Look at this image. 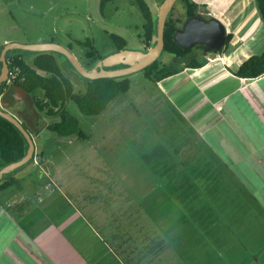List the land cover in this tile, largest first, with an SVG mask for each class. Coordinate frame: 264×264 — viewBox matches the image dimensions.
<instances>
[{
  "label": "rangeland",
  "instance_id": "374dc122",
  "mask_svg": "<svg viewBox=\"0 0 264 264\" xmlns=\"http://www.w3.org/2000/svg\"><path fill=\"white\" fill-rule=\"evenodd\" d=\"M145 1L156 15L161 2ZM195 1L202 14L232 20V41L221 52L210 54L217 61L198 71L199 78L217 71L215 79L196 87L182 80L183 76L173 77L167 82L166 97L145 87L154 82L140 70L128 75L130 90L119 94L99 115H86L69 100L65 109L78 120L80 130L87 136L85 140L44 128L58 116L21 112L17 104L8 110L26 120L34 137L39 133L34 138L37 147L54 158L59 155L63 161L58 162L64 169L88 167L91 155L95 162L105 159L118 172H146L149 176L145 179L149 181L154 177L166 180L164 175L170 167L178 170V184L189 188L178 193V208L191 219L202 221L209 243L218 245L216 235L224 236L220 241L225 250L235 248L242 254L255 251L256 258L263 261L259 253L264 251V77L242 83L222 68L234 73L242 61L264 52V23L254 0ZM184 12L177 2L174 17L182 19ZM144 23L135 0H107L104 4L102 0H0V48L10 43L55 42L88 67L86 54L90 50L100 56L116 50L113 34L125 40L126 49L146 48L142 47ZM88 41L90 44H86ZM56 56L75 91L85 92L84 78L63 55ZM160 58L162 62H172L169 54L163 53ZM24 100L28 109L32 108V99L27 96ZM206 128V135L201 136L199 133ZM140 138L143 142H136ZM130 153H136V157L141 154L134 161L136 157ZM73 154L78 157L75 161ZM124 156L131 158L123 159ZM36 160L41 162L39 151ZM34 179L38 184L37 175ZM5 215L0 208V264L46 261L29 237L23 233L15 237L14 225ZM238 259L228 258L230 263ZM247 259L240 256L242 262Z\"/></svg>",
  "mask_w": 264,
  "mask_h": 264
},
{
  "label": "crops",
  "instance_id": "0c3cea01",
  "mask_svg": "<svg viewBox=\"0 0 264 264\" xmlns=\"http://www.w3.org/2000/svg\"><path fill=\"white\" fill-rule=\"evenodd\" d=\"M220 19L231 33L232 20ZM35 57L31 55L25 59L32 62ZM214 62L208 61L198 69L185 68L162 81L144 85L166 97L167 82L173 77L183 76L182 80L199 87L219 74L215 71L199 78L198 71ZM222 71L234 75L225 66ZM237 78L242 83L249 80ZM10 95L9 101L15 97ZM28 105L22 100L16 107L23 112ZM215 105L220 108L219 104ZM48 124H44L45 129ZM207 130L199 134L204 136ZM38 135L36 133L33 138L36 140ZM86 138L84 134L77 139ZM143 140L140 138L136 142ZM35 148V155L39 151L41 162L33 160L4 180L9 181V185L0 190V208L14 225L15 237L23 233L39 248L46 260H42V264H264V260L256 258L255 251L242 254L235 248L225 250L220 241L224 236L216 235L218 245L209 243L201 220L191 219L178 208V193L189 190L175 179L178 170L170 167L164 175L166 180L154 177L149 181L145 179L149 176L146 172H118L108 166L105 159L95 162L91 155L88 167L64 169L58 162L63 161L59 155L54 158L46 154L36 142ZM137 154L136 157V153H130L136 157L132 160H138L141 153ZM72 158L75 161L78 157L73 154ZM180 158L186 160V157ZM182 172L183 169L180 174ZM35 175L38 184L34 183ZM259 254L264 256V251ZM242 255L249 259L242 262ZM229 256L239 259L230 263Z\"/></svg>",
  "mask_w": 264,
  "mask_h": 264
},
{
  "label": "trees",
  "instance_id": "16d2710c",
  "mask_svg": "<svg viewBox=\"0 0 264 264\" xmlns=\"http://www.w3.org/2000/svg\"><path fill=\"white\" fill-rule=\"evenodd\" d=\"M106 1L107 0H102V4ZM159 1L162 2L163 0ZM254 1L259 17L264 23V0ZM135 2L139 6L145 19L143 42L146 48H148L151 46L153 35L157 30V16L152 13L145 0H135ZM177 2L182 4L185 10V17L182 19L174 17L173 10L175 4L166 21L164 29V54L171 55L172 62L165 63L161 61V58H158L143 69L146 77L155 83L176 75L185 68H202L208 63L206 55L214 54L205 53L201 45H197L190 49H184L176 42L174 38L176 31L182 27L187 20L200 14L198 10L199 6L195 0H178ZM205 16L207 17V15H204V17ZM112 37L117 44V48L110 55L119 50H126V43L122 37L115 34H113ZM233 37V33H228L226 35L225 48L232 41ZM78 43L81 44L82 42L78 41ZM86 44H90V42L88 41ZM3 47L0 48V56ZM198 50H200V53H198ZM57 54L59 53L30 52L14 49L9 51L6 57L10 69L18 68L20 70L19 78L14 84L24 87L28 96L32 99V108L28 109L27 107L26 111L32 114H44L49 117L58 116V120L48 124L47 129L61 136L84 137V133L80 130L78 120L65 109L66 102L73 100L78 105L81 112L86 115H99L106 110L108 105L119 94L128 92L130 89V80L128 76L98 78L93 80L82 76L86 83V91L83 93L76 92L73 82L65 77L56 56ZM29 55H36L32 62H27L25 59L26 56ZM110 55L100 56L93 49L90 50L86 54L90 63H88V67L85 68L92 69V66H95L98 61ZM67 62L70 63L69 60H67ZM1 65L2 63L0 61V68ZM117 66L124 67L126 65L118 64ZM105 68L110 69L112 67ZM234 75L243 79H257L263 76L264 52L251 55L245 59L234 71ZM4 89L5 84L0 88V97L5 93ZM38 118H40V116H38ZM22 124L33 136V131L30 129L25 119L22 121ZM28 147L29 144L23 133L9 120L0 116V154L3 160V164L0 167L23 158L27 153ZM33 160L34 157H32L27 164L31 163ZM18 169L19 168L4 175L3 180L0 182V190L9 185V181L5 182L4 180Z\"/></svg>",
  "mask_w": 264,
  "mask_h": 264
},
{
  "label": "water",
  "instance_id": "95a60500",
  "mask_svg": "<svg viewBox=\"0 0 264 264\" xmlns=\"http://www.w3.org/2000/svg\"><path fill=\"white\" fill-rule=\"evenodd\" d=\"M178 0H163L160 4L157 16V30L153 35L151 46L140 50H119L114 54L100 60L92 69L85 68L78 58L66 47L55 42L42 43H10L3 47L0 61L2 63L0 68V88L4 85L10 70L9 62L7 60V53L11 50H24L30 52H54L59 53L67 58L72 67L77 73L88 79L98 78H113L122 77L133 74L148 67L155 60L160 58L164 53V29L166 21L172 12L174 5ZM228 29L224 22L213 16L206 18L203 15H197L187 20L182 27H180L174 38L180 47L190 49L197 45H203L205 53L217 54L224 50L225 41ZM118 64L126 65L124 67L106 69L105 67H112ZM10 94L15 95L9 103H6ZM28 95L26 89L22 86L14 84L2 95V102H0V116L13 123L25 136L29 147L26 155L16 162L9 163L0 167V182L7 173H11L17 168L27 164L35 155V142L33 136L22 124V121L11 111L9 107L17 104L25 99Z\"/></svg>",
  "mask_w": 264,
  "mask_h": 264
},
{
  "label": "built area",
  "instance_id": "2783aa9c",
  "mask_svg": "<svg viewBox=\"0 0 264 264\" xmlns=\"http://www.w3.org/2000/svg\"><path fill=\"white\" fill-rule=\"evenodd\" d=\"M206 59L208 61H216L217 58H211L210 54H208V55H206ZM19 75H20V70L18 68L10 69L9 73H8V77H7V79H6L5 83H4L5 84V89L4 90H6L10 86L14 85L15 81L19 78ZM35 156L36 155H34V160H35L36 163H38L36 158H35Z\"/></svg>",
  "mask_w": 264,
  "mask_h": 264
},
{
  "label": "flooded vegetation",
  "instance_id": "af4514ba",
  "mask_svg": "<svg viewBox=\"0 0 264 264\" xmlns=\"http://www.w3.org/2000/svg\"><path fill=\"white\" fill-rule=\"evenodd\" d=\"M199 15H203L204 16V14H202L201 12H200V14ZM206 17V16H205ZM211 17H213V16H210V15H207V17L206 18H211ZM201 46H203V45H201ZM203 48H204V46H203ZM114 66H112V68H113ZM112 68H110V69H112ZM114 68H119V66H117V65H115V67ZM107 69V68H106ZM8 90V88L5 90V92ZM21 102V101H20ZM19 103V102H18ZM16 105V104H15ZM15 105H13V106H15ZM13 106H11V107H13ZM11 107H9V108H11ZM8 108V109H9ZM25 111H26V109H25Z\"/></svg>",
  "mask_w": 264,
  "mask_h": 264
}]
</instances>
